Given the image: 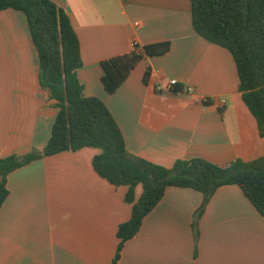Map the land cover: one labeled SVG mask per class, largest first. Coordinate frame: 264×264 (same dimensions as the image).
Segmentation results:
<instances>
[{
  "label": "crops",
  "instance_id": "crops-1",
  "mask_svg": "<svg viewBox=\"0 0 264 264\" xmlns=\"http://www.w3.org/2000/svg\"><path fill=\"white\" fill-rule=\"evenodd\" d=\"M50 1L78 37L84 95L106 105L131 154L166 168L195 157L226 166L264 156L234 58L195 33L190 0ZM160 42L169 43L168 52L140 61L113 94L104 90L101 62ZM38 75L25 15L1 11L0 157L41 149L50 137L56 101ZM100 152H62L8 175L0 264H112L117 228L132 206L124 202L126 187L94 171ZM140 193L138 186L136 199ZM202 204L196 190L167 187L116 264H264V216L237 185L220 186L197 216Z\"/></svg>",
  "mask_w": 264,
  "mask_h": 264
},
{
  "label": "trees",
  "instance_id": "trees-1",
  "mask_svg": "<svg viewBox=\"0 0 264 264\" xmlns=\"http://www.w3.org/2000/svg\"><path fill=\"white\" fill-rule=\"evenodd\" d=\"M190 3L195 33L232 54L238 91L264 136V0ZM5 9L20 11L26 17L39 59V84L56 101L57 114L43 148L0 157V209L9 194L10 173L45 157L89 147L101 150L92 159L96 174L115 188L126 187L124 202L132 206L129 220L117 228L119 244L112 264L117 263L124 243L138 232L143 218L170 186L202 193L199 216L220 186L235 184L264 216V156L248 162L235 159L226 166L195 157L177 160L166 168L131 154L106 105L99 98L84 95L77 77L82 67L80 44L68 14L50 0H0V12ZM168 50V42L146 45L141 50L134 45L133 50L104 60L100 64L104 90L113 94L140 61ZM138 186L141 193L136 199Z\"/></svg>",
  "mask_w": 264,
  "mask_h": 264
},
{
  "label": "built area",
  "instance_id": "built-area-1",
  "mask_svg": "<svg viewBox=\"0 0 264 264\" xmlns=\"http://www.w3.org/2000/svg\"><path fill=\"white\" fill-rule=\"evenodd\" d=\"M175 85H176V80H170V81L168 82V87H169V88H174Z\"/></svg>",
  "mask_w": 264,
  "mask_h": 264
}]
</instances>
